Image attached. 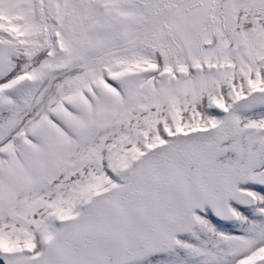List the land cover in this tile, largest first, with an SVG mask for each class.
Here are the masks:
<instances>
[{"label": "snow or ice", "instance_id": "6c2138e0", "mask_svg": "<svg viewBox=\"0 0 264 264\" xmlns=\"http://www.w3.org/2000/svg\"><path fill=\"white\" fill-rule=\"evenodd\" d=\"M0 264H264V0H0Z\"/></svg>", "mask_w": 264, "mask_h": 264}]
</instances>
